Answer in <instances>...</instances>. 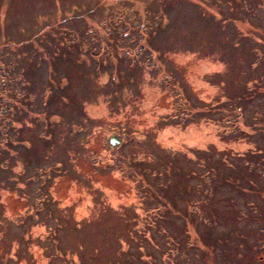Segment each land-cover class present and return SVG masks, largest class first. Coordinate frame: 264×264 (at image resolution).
<instances>
[{"label":"rangeland","instance_id":"obj_1","mask_svg":"<svg viewBox=\"0 0 264 264\" xmlns=\"http://www.w3.org/2000/svg\"><path fill=\"white\" fill-rule=\"evenodd\" d=\"M262 175L264 0H0V264H255Z\"/></svg>","mask_w":264,"mask_h":264},{"label":"flooded vegetation","instance_id":"obj_2","mask_svg":"<svg viewBox=\"0 0 264 264\" xmlns=\"http://www.w3.org/2000/svg\"><path fill=\"white\" fill-rule=\"evenodd\" d=\"M260 129H258L259 132ZM257 145V144H256ZM250 153L256 151V147L247 149ZM257 166V160L252 163V166ZM254 176L257 175V171L253 169ZM264 176L257 178L259 181L256 186V191L254 193L259 194L255 199V204L246 201L245 205L248 207L247 210L241 212L242 218L245 219V224L243 225L244 234L238 229V223L234 218L232 224L229 225V233L232 232L237 238L236 241H233L232 244L238 246L239 248H244L247 251H243L241 259L244 262V259L250 256H255V264H264ZM244 185V179L240 182ZM250 182H248L249 184ZM253 185V184H252ZM250 186V185H249ZM263 187V188H262ZM262 188V190H261ZM248 191V190H247ZM259 200V202H258ZM237 210V209H236ZM251 238V239H248ZM253 258V257H252ZM225 263L223 260L221 262Z\"/></svg>","mask_w":264,"mask_h":264},{"label":"water","instance_id":"obj_3","mask_svg":"<svg viewBox=\"0 0 264 264\" xmlns=\"http://www.w3.org/2000/svg\"><path fill=\"white\" fill-rule=\"evenodd\" d=\"M110 142L112 145L118 143L116 138H111Z\"/></svg>","mask_w":264,"mask_h":264}]
</instances>
